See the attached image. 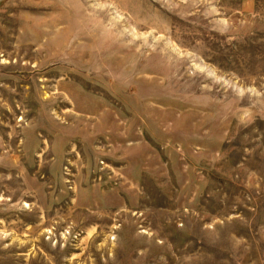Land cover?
Wrapping results in <instances>:
<instances>
[{
	"label": "rangeland",
	"instance_id": "rangeland-1",
	"mask_svg": "<svg viewBox=\"0 0 264 264\" xmlns=\"http://www.w3.org/2000/svg\"><path fill=\"white\" fill-rule=\"evenodd\" d=\"M0 264H264V0H0Z\"/></svg>",
	"mask_w": 264,
	"mask_h": 264
}]
</instances>
